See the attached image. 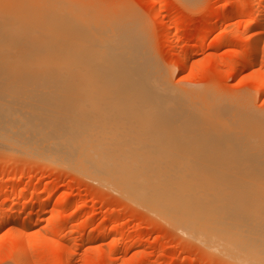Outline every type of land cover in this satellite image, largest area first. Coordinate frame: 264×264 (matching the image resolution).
<instances>
[{
    "label": "bare ground",
    "instance_id": "1",
    "mask_svg": "<svg viewBox=\"0 0 264 264\" xmlns=\"http://www.w3.org/2000/svg\"><path fill=\"white\" fill-rule=\"evenodd\" d=\"M72 1L0 0V146L115 191L225 264H264V113L243 95L198 106L150 69V46H135L140 23L128 11ZM257 3L246 27L255 32L230 52L240 78L263 95L264 0L245 7ZM244 10L235 5L225 18ZM67 66L84 74L66 79ZM25 189L13 186L0 242L11 236L7 255L18 264H48L28 231L48 212L61 217L51 201L66 199L46 193L23 207ZM112 228L84 233L79 248ZM59 250L55 264H71L76 250Z\"/></svg>",
    "mask_w": 264,
    "mask_h": 264
},
{
    "label": "rangeland",
    "instance_id": "2",
    "mask_svg": "<svg viewBox=\"0 0 264 264\" xmlns=\"http://www.w3.org/2000/svg\"><path fill=\"white\" fill-rule=\"evenodd\" d=\"M248 1L72 2H84L102 12L128 11L132 23H140L135 46L143 51L146 44L150 46L147 62L150 69L155 70L156 75L169 83L173 90L195 100L198 106H204L210 96L221 99L225 95H243L251 99L257 113H264V94L260 95L250 80L240 78L237 65L233 68L232 64L236 57L230 52L234 48L241 49V37L255 32L246 30V27L256 20L254 10L263 3L245 7ZM235 5L244 7V13L226 19ZM216 34H219V39L210 38ZM168 36L173 38L170 43L166 42ZM64 56L70 63L76 60L70 54ZM245 61L246 57H243L241 62ZM261 69L264 70V63ZM75 73L83 75L84 71ZM75 73L67 66L64 75L70 79ZM50 74L53 76L54 72ZM46 167L26 153H10L8 147L0 146V186L7 187L0 194V214L8 211L14 185L26 187L20 197L23 207L33 196L41 197L46 193L66 199L62 203L56 199L51 201V206L58 207L61 217L48 212L28 231L27 241L37 247L41 258L48 264L64 258L66 250H59V246L76 250L71 264H225L218 257L207 254L197 242L182 237L115 191L73 171L63 168L49 171ZM20 172L28 175L19 178ZM35 211L36 207L22 209L24 215ZM111 226L113 228L106 238L88 241L79 248L84 233L93 231L96 235ZM120 241L121 246L118 247ZM12 245L10 235L1 240L0 264H18L15 257L7 255Z\"/></svg>",
    "mask_w": 264,
    "mask_h": 264
}]
</instances>
